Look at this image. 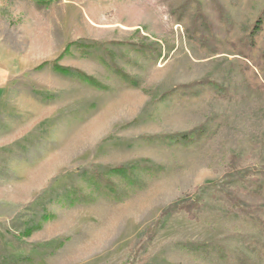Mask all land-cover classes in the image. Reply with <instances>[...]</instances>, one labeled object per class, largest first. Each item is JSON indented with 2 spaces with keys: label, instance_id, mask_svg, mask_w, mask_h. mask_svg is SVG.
<instances>
[{
  "label": "rangeland",
  "instance_id": "obj_1",
  "mask_svg": "<svg viewBox=\"0 0 264 264\" xmlns=\"http://www.w3.org/2000/svg\"><path fill=\"white\" fill-rule=\"evenodd\" d=\"M0 67V264H264V0H0Z\"/></svg>",
  "mask_w": 264,
  "mask_h": 264
},
{
  "label": "trees",
  "instance_id": "obj_2",
  "mask_svg": "<svg viewBox=\"0 0 264 264\" xmlns=\"http://www.w3.org/2000/svg\"><path fill=\"white\" fill-rule=\"evenodd\" d=\"M37 1L42 2V3H46V2H50L51 0H37ZM261 24H262V19L259 18V19H257V21H255V23L253 24V27L251 28V31L249 32L248 37H247L249 40H251L252 37L259 32ZM56 67H57V69L60 72L68 73L67 69L60 68L58 66H56ZM263 79H264V75H263ZM201 132H202V130H198L196 132L195 131L194 132H187V133H184V134H182V135H180L178 137H174V140H177V139H180V140H192L194 138L199 137L202 134Z\"/></svg>",
  "mask_w": 264,
  "mask_h": 264
},
{
  "label": "crops",
  "instance_id": "obj_3",
  "mask_svg": "<svg viewBox=\"0 0 264 264\" xmlns=\"http://www.w3.org/2000/svg\"><path fill=\"white\" fill-rule=\"evenodd\" d=\"M2 74H3V69L0 67V103L3 98V93H4V85L2 82Z\"/></svg>",
  "mask_w": 264,
  "mask_h": 264
}]
</instances>
